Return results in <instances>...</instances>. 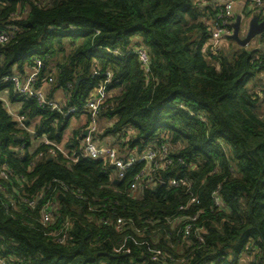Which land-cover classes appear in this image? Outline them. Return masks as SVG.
Returning <instances> with one entry per match:
<instances>
[{
	"label": "trees",
	"instance_id": "trees-1",
	"mask_svg": "<svg viewBox=\"0 0 264 264\" xmlns=\"http://www.w3.org/2000/svg\"><path fill=\"white\" fill-rule=\"evenodd\" d=\"M223 10L197 0H0V34H10L0 45V93L22 104L35 132L0 102V170L10 172L0 177V260L264 264V48L226 52L214 43ZM142 48L149 73L135 53ZM35 69L49 99L63 92L64 114L6 81ZM97 91L102 143L122 153L170 147L174 166L153 174V185L131 189L144 163L117 180L103 160L71 161L84 130L67 143L69 158L58 151ZM194 217L202 240L185 236Z\"/></svg>",
	"mask_w": 264,
	"mask_h": 264
},
{
	"label": "built area",
	"instance_id": "built-area-1",
	"mask_svg": "<svg viewBox=\"0 0 264 264\" xmlns=\"http://www.w3.org/2000/svg\"><path fill=\"white\" fill-rule=\"evenodd\" d=\"M240 1H249L251 2L257 9L261 5H263L264 0H227V2L223 5V13L221 15L222 25L220 27H215L213 29V41L216 44H220L223 38H229L233 34V29H229L232 24V19L235 17L234 8L236 4ZM264 12V10H263ZM10 40L9 33H1L0 34V45H4L8 43ZM136 55L139 58L140 63L142 64L144 70L149 73L150 72V56L148 53L142 49H136ZM41 63L37 62V67H40ZM38 71L35 69L32 71L28 77L22 78L19 75H14L12 77H8L6 81H10L14 85V89L16 94H18L21 98L30 99L33 98L37 101L38 105L46 108L50 111L58 112L64 114V104L61 101L49 99L46 95L45 91L37 88L38 83ZM104 99V95L102 91H97L95 95L88 101L87 105L84 107L85 112L87 113V117L89 119L88 126L83 134V141L81 144L79 155L74 153L72 158H69V153L67 151H63L60 146H56L58 151L63 153L66 157H68L73 162H78L80 158L88 159L92 161L103 160L108 163L110 167L115 170L116 179L121 180L126 177L129 171L139 163H144V170L136 177L134 183L131 186L132 191L136 192L142 190V185L146 181L148 183H152L153 185V174L155 175L159 170H167L174 166V159L172 158V152L169 146L162 145L161 147H150L145 150L143 153H139L138 150L129 151L127 153H122L119 146H115L107 144L108 142L102 143L98 139L99 130H100V122H99V108L102 104V100ZM78 110L75 108L70 109L65 116H68L73 113H77ZM18 123L21 129L28 131L32 136L35 135V132L32 128H27L25 126L26 121L22 116L18 117ZM86 135V136H85ZM46 144H52L49 140H45ZM55 155V152L52 153ZM182 163V160L179 161ZM0 177L9 179L10 172L7 169L0 170ZM160 182V181H158ZM170 184L174 187H179L181 185L185 186L186 183L178 182L177 180H173ZM214 202L216 206H221L220 197L217 194L214 195ZM191 204H199L197 199L193 198L190 202ZM36 203L32 202L31 206H35ZM186 208H181V210H185ZM42 219L44 225H48L53 220L52 212L48 211L46 208L43 211ZM197 221V217L191 218L189 222H185V236L187 238L191 237L193 234L200 240L202 229L195 228L194 223ZM108 224V222H105ZM126 223L119 219L116 223V229L118 231H122ZM0 264H13L7 260H0Z\"/></svg>",
	"mask_w": 264,
	"mask_h": 264
},
{
	"label": "crops",
	"instance_id": "crops-1",
	"mask_svg": "<svg viewBox=\"0 0 264 264\" xmlns=\"http://www.w3.org/2000/svg\"><path fill=\"white\" fill-rule=\"evenodd\" d=\"M198 2H200L202 5L204 6H209V7H218V6H223L227 0H197ZM264 3L263 5H261L260 7H258V9L249 1H240L236 4L235 8H234V15H235V19H237L238 16H243L245 17L244 14H249V19L253 18L254 16H257L259 18V23H264ZM246 18V17H245ZM236 22V21H235ZM234 22V23H235ZM247 30V29H246ZM223 40L220 43V47L222 48L223 51L229 52L230 49V45H236L238 46V48H248L249 46H252L253 50H257V49H263L264 48V40L263 38H256L255 40H253L251 42L250 45H248L247 47H241L240 45H238L235 41L230 40L229 38H226L224 41L225 43H228L227 45H223ZM254 45V46H253ZM226 48V49H225ZM32 72H28L27 75L29 76ZM16 75H18L16 73ZM25 76V77H28ZM24 78V77H23ZM49 85H46L44 88L45 93L49 92ZM64 98V94L62 91H57L54 94V99L57 101H62ZM0 102H2L4 104L5 109L8 111V113L15 119H18V117L20 116L21 110H22V104L20 103H13L12 100L10 99V92L9 91H3L0 93ZM72 128L74 127L76 128H80L84 125V123L86 122L88 124V117L86 115H80L79 117H75L72 120ZM85 123V126H86ZM108 124H106V122H102L101 126L102 129L106 128ZM86 129H84L85 131ZM107 142V141H106ZM112 141L110 140V143Z\"/></svg>",
	"mask_w": 264,
	"mask_h": 264
},
{
	"label": "water",
	"instance_id": "water-1",
	"mask_svg": "<svg viewBox=\"0 0 264 264\" xmlns=\"http://www.w3.org/2000/svg\"><path fill=\"white\" fill-rule=\"evenodd\" d=\"M245 19L248 21L249 19L238 16L236 22L233 24V34L229 37L230 40L235 41L241 47H247L251 44L253 40L260 37L264 40V23H259V18L254 16L248 21V29L246 31L245 38L241 37L243 29V24ZM80 80L77 81V89L79 87ZM86 136V135H85Z\"/></svg>",
	"mask_w": 264,
	"mask_h": 264
},
{
	"label": "rangeland",
	"instance_id": "rangeland-1",
	"mask_svg": "<svg viewBox=\"0 0 264 264\" xmlns=\"http://www.w3.org/2000/svg\"><path fill=\"white\" fill-rule=\"evenodd\" d=\"M250 20V19H249ZM248 20V21H249ZM236 21V20H235ZM248 21L245 19V21H244V24H243V29H244V31L242 32V34H241V37L242 38H245V36H246V29H248ZM225 39H226V37L224 38V41H225ZM224 41H223V45L225 46V45H227L228 46V43H225L224 44ZM254 46V45H253ZM230 47V51H236L237 49H238V46H236L235 44L234 45H230L229 46ZM253 47L252 46H249L248 48H247V50H253L252 49ZM226 49V48H225ZM54 81V79L53 80H50V82H53ZM52 84V83H51ZM16 121H18V119H15ZM72 122L73 121H71V123H70V127H69V129L67 130V132H66V135H65V138H64V141H63V144H62V146H60V148L63 150V151H67L66 149H67V143L72 139V137H73V133H74V131H83L84 130V127H87L88 126V124L86 123V126H85V123H84V125L82 126V127H80V128H72Z\"/></svg>",
	"mask_w": 264,
	"mask_h": 264
}]
</instances>
